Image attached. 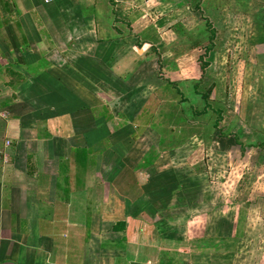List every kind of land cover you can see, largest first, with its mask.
<instances>
[{
	"label": "crops",
	"instance_id": "obj_1",
	"mask_svg": "<svg viewBox=\"0 0 264 264\" xmlns=\"http://www.w3.org/2000/svg\"><path fill=\"white\" fill-rule=\"evenodd\" d=\"M136 5L0 0V264H264V226L249 217L264 193L247 198L256 210H214L219 195L204 190L217 147L189 165L155 113L133 138L153 61ZM263 124L247 152H264ZM244 168L231 180L249 181Z\"/></svg>",
	"mask_w": 264,
	"mask_h": 264
},
{
	"label": "rangeland",
	"instance_id": "obj_2",
	"mask_svg": "<svg viewBox=\"0 0 264 264\" xmlns=\"http://www.w3.org/2000/svg\"><path fill=\"white\" fill-rule=\"evenodd\" d=\"M135 2V18L148 15L152 22L150 45L145 47L153 59L149 73L152 93L147 105L157 114L153 124L159 132L164 131L168 144L187 143V163L193 167L196 161L202 163L206 149H219L208 156V166L217 164L219 170L212 174L207 169L204 189L219 195L214 210L221 209L220 205L228 207L225 200H233L245 210H256L255 204L261 201L246 202L264 193V177L263 182H256L257 175L264 173V152L258 148L247 152V147H260L261 141L254 134L259 135L257 127L264 119V0ZM121 26L127 36L125 21ZM141 37L135 35L137 40ZM142 122L140 116L138 123ZM246 124L251 126L243 134ZM142 129H136L135 139ZM200 133L208 139L203 141ZM124 151L128 152L127 147ZM243 166L245 172H251L249 181L242 175L235 183L230 176L242 173ZM190 192L195 194L196 189ZM262 207L264 212V200ZM249 217L253 225L264 226V213L253 211ZM203 220L213 222L211 217Z\"/></svg>",
	"mask_w": 264,
	"mask_h": 264
},
{
	"label": "trees",
	"instance_id": "obj_3",
	"mask_svg": "<svg viewBox=\"0 0 264 264\" xmlns=\"http://www.w3.org/2000/svg\"><path fill=\"white\" fill-rule=\"evenodd\" d=\"M206 95V94H205ZM141 117H143V122L145 124L149 123L150 121L153 122L154 121V118H155V114L153 112H151V109L150 107H145V109L143 110V113L141 115ZM140 116H137L134 118L133 122L135 123V127L136 129L138 130L139 129V123H138V120H139ZM136 135L134 134L133 135V138H135Z\"/></svg>",
	"mask_w": 264,
	"mask_h": 264
},
{
	"label": "built area",
	"instance_id": "obj_4",
	"mask_svg": "<svg viewBox=\"0 0 264 264\" xmlns=\"http://www.w3.org/2000/svg\"><path fill=\"white\" fill-rule=\"evenodd\" d=\"M47 1V0H46ZM0 115L1 116H4L5 114L4 113H2V112H0ZM9 144V142L7 141V145Z\"/></svg>",
	"mask_w": 264,
	"mask_h": 264
}]
</instances>
